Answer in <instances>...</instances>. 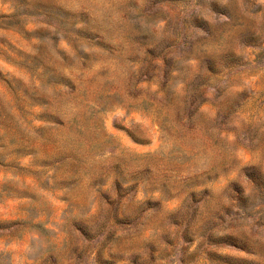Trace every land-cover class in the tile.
<instances>
[{"label":"rangeland","instance_id":"rangeland-1","mask_svg":"<svg viewBox=\"0 0 264 264\" xmlns=\"http://www.w3.org/2000/svg\"><path fill=\"white\" fill-rule=\"evenodd\" d=\"M0 264H264V0H0Z\"/></svg>","mask_w":264,"mask_h":264},{"label":"trees","instance_id":"trees-1","mask_svg":"<svg viewBox=\"0 0 264 264\" xmlns=\"http://www.w3.org/2000/svg\"><path fill=\"white\" fill-rule=\"evenodd\" d=\"M229 19H234V23L232 24L234 27L243 26L244 22L241 17H238L237 13L235 11H232L230 15H227Z\"/></svg>","mask_w":264,"mask_h":264}]
</instances>
